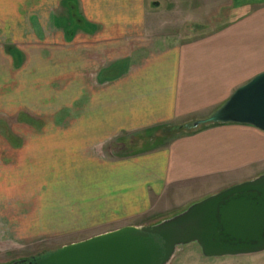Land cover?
Returning a JSON list of instances; mask_svg holds the SVG:
<instances>
[{
	"label": "crops",
	"instance_id": "crops-1",
	"mask_svg": "<svg viewBox=\"0 0 264 264\" xmlns=\"http://www.w3.org/2000/svg\"><path fill=\"white\" fill-rule=\"evenodd\" d=\"M62 1L0 0V161L101 163L97 225L264 174V132L251 126L147 136L209 116L264 73V7L234 17L233 0H75L84 23L67 41ZM10 46L23 56L17 67Z\"/></svg>",
	"mask_w": 264,
	"mask_h": 264
},
{
	"label": "rangeland",
	"instance_id": "rangeland-1",
	"mask_svg": "<svg viewBox=\"0 0 264 264\" xmlns=\"http://www.w3.org/2000/svg\"><path fill=\"white\" fill-rule=\"evenodd\" d=\"M63 2L57 8L58 15H61L58 17L62 20V24L59 23L61 26L65 25L66 20L62 12L66 10L62 6ZM76 5L79 13V4ZM262 7L264 0H233L232 9L235 17ZM222 18L211 19V26L220 24ZM10 36L9 40L12 38ZM65 83L64 80L57 81L58 92L64 91ZM59 97L57 106L65 102ZM102 150L108 159L112 158L108 152L117 151L118 148L114 149L111 143L102 147ZM93 157L102 156L96 154ZM20 164L16 161H0V264L51 253L126 226H150L174 217L211 196L190 203L185 201L187 198L181 193L172 202L175 209H164L165 202L156 203L148 213L118 219L121 221L118 224H91L101 221L97 220L98 210L94 204L99 179L93 173L101 163L75 161L71 156L58 155L56 161H42L35 168L34 163L25 162L24 168ZM201 193L204 191L186 192L193 198H198ZM157 204L159 209H156ZM87 222L90 225L84 226ZM169 264H264V251L240 256L205 257L201 249L191 243L181 247Z\"/></svg>",
	"mask_w": 264,
	"mask_h": 264
},
{
	"label": "water",
	"instance_id": "water-1",
	"mask_svg": "<svg viewBox=\"0 0 264 264\" xmlns=\"http://www.w3.org/2000/svg\"><path fill=\"white\" fill-rule=\"evenodd\" d=\"M225 124L264 132V73L235 90L209 116L177 130L193 132ZM191 243L205 257L264 251V174L211 195L174 217L61 247L35 264H169L181 247Z\"/></svg>",
	"mask_w": 264,
	"mask_h": 264
},
{
	"label": "trees",
	"instance_id": "trees-1",
	"mask_svg": "<svg viewBox=\"0 0 264 264\" xmlns=\"http://www.w3.org/2000/svg\"><path fill=\"white\" fill-rule=\"evenodd\" d=\"M62 6L66 8L65 11L67 13V17L65 20V25L63 26L60 25L59 28H61L64 31L66 40L71 41L76 31L78 30V28H81L84 21L82 20V18L80 17L77 11V5H76L75 0H64ZM74 10L76 11L73 12ZM57 20H58V26H59L60 20L59 18ZM7 51L14 58L16 67L19 66L23 59L22 54L19 51H17L14 47H8ZM177 127L178 126H166V127H161V128H157L154 130H150L147 135L148 139H151L157 136H162V139H172L177 136L191 135L195 132L201 131L206 128V127H203L193 132H181L177 130Z\"/></svg>",
	"mask_w": 264,
	"mask_h": 264
},
{
	"label": "flooded vegetation",
	"instance_id": "flooded-vegetation-1",
	"mask_svg": "<svg viewBox=\"0 0 264 264\" xmlns=\"http://www.w3.org/2000/svg\"><path fill=\"white\" fill-rule=\"evenodd\" d=\"M52 253V252H51ZM48 254H44V255H37V256H33L29 259H18V260H14L9 264H35L36 262H38L39 260L45 258Z\"/></svg>",
	"mask_w": 264,
	"mask_h": 264
}]
</instances>
